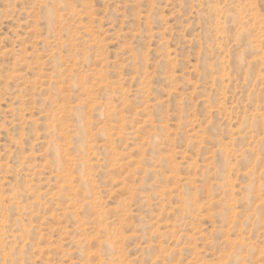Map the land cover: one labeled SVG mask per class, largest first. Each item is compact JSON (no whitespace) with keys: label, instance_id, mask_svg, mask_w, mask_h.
<instances>
[{"label":"rangeland","instance_id":"374dc122","mask_svg":"<svg viewBox=\"0 0 264 264\" xmlns=\"http://www.w3.org/2000/svg\"><path fill=\"white\" fill-rule=\"evenodd\" d=\"M0 264H264V0H0Z\"/></svg>","mask_w":264,"mask_h":264}]
</instances>
